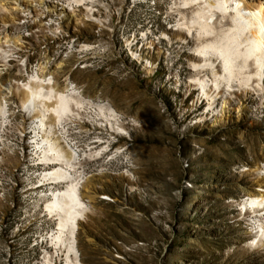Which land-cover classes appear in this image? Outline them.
Here are the masks:
<instances>
[{
	"label": "rangeland",
	"instance_id": "rangeland-1",
	"mask_svg": "<svg viewBox=\"0 0 264 264\" xmlns=\"http://www.w3.org/2000/svg\"><path fill=\"white\" fill-rule=\"evenodd\" d=\"M169 2L99 0L103 24L89 20L84 5L67 6L69 21L44 13L39 26V18L11 22L0 9V38L8 32L26 40L23 49L0 52V78L25 80L39 64L48 65L50 77L65 62L55 74L60 88L75 86L86 99L111 104L123 121L124 134L109 125L59 128L87 176L89 211L77 234L84 264H264L263 246H247L253 213L240 204L260 186L256 169L264 171V94L236 85L217 99L216 113L197 121L208 103L189 82L191 44L161 34L173 20ZM3 93L0 264H36L55 250L45 240L57 226L46 201L65 183L43 184L41 173L53 164L36 153L30 110L15 90L0 85ZM225 95L229 110L221 108ZM141 186L145 194L135 189ZM123 243L135 249L124 251Z\"/></svg>",
	"mask_w": 264,
	"mask_h": 264
},
{
	"label": "bare ground",
	"instance_id": "bare-ground-1",
	"mask_svg": "<svg viewBox=\"0 0 264 264\" xmlns=\"http://www.w3.org/2000/svg\"><path fill=\"white\" fill-rule=\"evenodd\" d=\"M35 1L46 6L47 12L33 6L28 0H0V9L7 12L8 18L7 15L5 18L11 22L23 24L29 17L39 18V26L44 13V16L51 13L62 15V18L67 16L69 21L73 15L68 13L67 6L73 9L74 4L84 5L89 20L104 23V19L96 15L99 0ZM7 3H11L10 8L5 5ZM166 13L173 20L168 21L171 24L163 28L161 34L170 42L177 39L191 44L188 59L194 73L189 82L200 89L203 99H207L208 110L197 121L203 120L210 112L216 113L217 99L223 93L235 90L236 85L264 94V0H170ZM5 24L9 25L10 22ZM149 32H145L147 38ZM1 38L9 45V50L23 49V42L26 41L20 34L9 35L8 32ZM149 42L152 44V41ZM64 65L65 62H59L56 72L50 77H47L48 65L39 64L35 74H27L25 80L3 81L0 78V85L8 92L15 90L21 106L30 110L35 122L36 153L43 162L53 164L41 173L43 184L65 183L62 189H53L52 196L46 201L57 226L55 231L45 235V240L55 250L47 249L36 264H57V257L63 264H84L77 248V234L80 221L86 219L89 211L82 193L87 176L77 169L79 153L63 137L59 128L65 131L66 123H75L85 129L89 127V130L109 125L117 133L126 132L118 112L111 104L86 99L75 86L60 88L55 74H59ZM226 97L222 100L221 108L223 105L229 110L230 102ZM6 111V105L0 99V117L5 116ZM256 178L260 186L252 187L251 193L240 204L245 214L253 213L249 214V219L254 234L247 246H263L264 249L262 169H256Z\"/></svg>",
	"mask_w": 264,
	"mask_h": 264
},
{
	"label": "built area",
	"instance_id": "built-area-1",
	"mask_svg": "<svg viewBox=\"0 0 264 264\" xmlns=\"http://www.w3.org/2000/svg\"><path fill=\"white\" fill-rule=\"evenodd\" d=\"M0 46L2 47V50H5V48H8L9 45H7V43H0ZM0 50V52L2 51ZM5 90H7V88H5ZM8 91V90H7ZM2 97V98H1ZM0 99L1 101L7 106L8 105V100H7V94L6 93H3L1 96H0ZM119 119H120V122L123 123L122 119L120 118V115H119ZM139 193H142V194H145L146 193V190L144 188V186H141V187H136L135 188ZM107 199V198H105ZM121 243V242H119ZM143 244V242H138L136 245H141ZM116 245V244H115ZM118 246V245H117ZM135 249V246L132 245V244H126V243H123V250L124 251H132ZM114 251L116 253V256L117 257H121L122 255L119 254V252H117V249L116 247L114 248Z\"/></svg>",
	"mask_w": 264,
	"mask_h": 264
}]
</instances>
